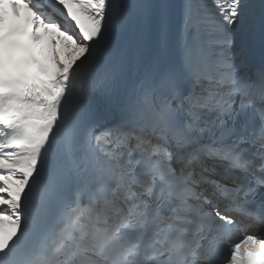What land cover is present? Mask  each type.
Listing matches in <instances>:
<instances>
[{
  "label": "snow or ice",
  "instance_id": "1",
  "mask_svg": "<svg viewBox=\"0 0 264 264\" xmlns=\"http://www.w3.org/2000/svg\"><path fill=\"white\" fill-rule=\"evenodd\" d=\"M0 264H264V0H0Z\"/></svg>",
  "mask_w": 264,
  "mask_h": 264
}]
</instances>
